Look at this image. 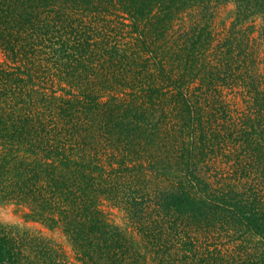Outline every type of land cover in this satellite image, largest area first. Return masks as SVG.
<instances>
[{
  "label": "trees",
  "instance_id": "trees-1",
  "mask_svg": "<svg viewBox=\"0 0 264 264\" xmlns=\"http://www.w3.org/2000/svg\"><path fill=\"white\" fill-rule=\"evenodd\" d=\"M262 46L264 0H0V207L71 251L0 264H264Z\"/></svg>",
  "mask_w": 264,
  "mask_h": 264
},
{
  "label": "rangeland",
  "instance_id": "rangeland-1",
  "mask_svg": "<svg viewBox=\"0 0 264 264\" xmlns=\"http://www.w3.org/2000/svg\"><path fill=\"white\" fill-rule=\"evenodd\" d=\"M230 9H231V6L227 10H230ZM227 10L222 12V15L220 16L221 21H223L225 17L227 16ZM217 21L219 23L220 21L219 18ZM261 24H262L261 19L256 18L254 20V25L257 30L260 29ZM254 37L257 38L258 34L256 33ZM262 51H264L263 46H262ZM4 61H5L4 54L0 50V62L3 63ZM108 211L114 222H116L118 225H124L125 215L122 211H119L118 209H109ZM24 212H25L24 209L18 208L13 205L2 206L0 207V224L10 225V226H19V227H24L26 229H31L33 231L41 232L43 235H45L48 238L53 239L58 245L63 247L68 252V254H71L69 245L60 230L51 232V231L44 229L38 224L26 222L23 216Z\"/></svg>",
  "mask_w": 264,
  "mask_h": 264
}]
</instances>
